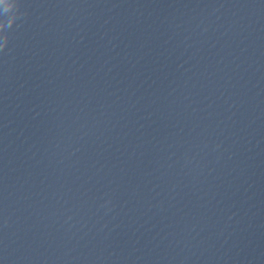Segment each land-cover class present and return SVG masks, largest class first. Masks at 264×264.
<instances>
[{
    "label": "clouds",
    "instance_id": "1",
    "mask_svg": "<svg viewBox=\"0 0 264 264\" xmlns=\"http://www.w3.org/2000/svg\"><path fill=\"white\" fill-rule=\"evenodd\" d=\"M15 4H16V7L18 8V5H17V3H16V0H15ZM3 12V11H2ZM3 14H5L7 17H8V14L7 13H5V12H3ZM16 19H17V13H16ZM16 21V20H15ZM15 21H14V23H15ZM0 23H7V19L6 20H4V21H0ZM13 23V24H14Z\"/></svg>",
    "mask_w": 264,
    "mask_h": 264
}]
</instances>
